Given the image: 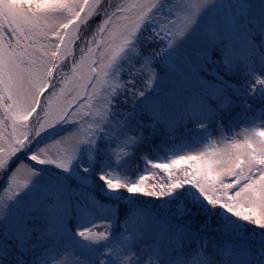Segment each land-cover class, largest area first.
<instances>
[{
	"label": "snow or ice",
	"instance_id": "obj_1",
	"mask_svg": "<svg viewBox=\"0 0 264 264\" xmlns=\"http://www.w3.org/2000/svg\"><path fill=\"white\" fill-rule=\"evenodd\" d=\"M237 101L264 120V0H0V264H264V124L152 164L163 182L118 171Z\"/></svg>",
	"mask_w": 264,
	"mask_h": 264
},
{
	"label": "trees",
	"instance_id": "obj_2",
	"mask_svg": "<svg viewBox=\"0 0 264 264\" xmlns=\"http://www.w3.org/2000/svg\"><path fill=\"white\" fill-rule=\"evenodd\" d=\"M91 23L87 26H82L81 29V40L89 39L95 33L99 20L102 17L90 18ZM77 55V54H76ZM259 65H257L258 67ZM239 80L243 81V75L238 77ZM256 113H258V106L255 109ZM254 115V112L245 111L242 104L237 101L236 105L233 107L231 114L224 115L222 122H212L208 126H214L218 123L223 124L225 128L228 130L230 124L234 121L238 122H246L251 116ZM199 129H196L195 125L189 124L187 128L180 127L176 132L171 133L170 135H165L163 130H158L156 137L150 142L141 145L136 152L131 156L121 155L119 157L121 163L118 171L120 172L122 178L127 179H138L140 175H145L148 177L146 179L145 184L151 185L152 183L163 182L167 180V174L161 170L152 167V164L155 163H167L171 158H174L175 155H185V153L193 147V145L199 140L200 135L198 134ZM147 135V133H145ZM187 145L182 151L178 150L179 146ZM116 151L123 153L124 149L120 146L116 147ZM41 167V166H37ZM171 170V169H170ZM4 187V188H3ZM8 185L6 182L0 185V191L7 188ZM97 195L99 196V182L97 184ZM144 200L145 204L149 208L153 207L152 198L141 197ZM106 202V201H104ZM167 211V210H165ZM105 217L103 214H97L95 217V223L97 227L94 230L101 231L104 230L102 226V222ZM244 227L247 233H251V230L248 226ZM219 241V238H215ZM188 252V253H187ZM185 253L188 256L191 255V249L185 247Z\"/></svg>",
	"mask_w": 264,
	"mask_h": 264
},
{
	"label": "rangeland",
	"instance_id": "obj_3",
	"mask_svg": "<svg viewBox=\"0 0 264 264\" xmlns=\"http://www.w3.org/2000/svg\"><path fill=\"white\" fill-rule=\"evenodd\" d=\"M119 0H112L113 6L118 3ZM253 4H258L259 0H250ZM83 42V41H82ZM77 56H79V49L77 48L76 51ZM71 68V62L69 61L68 66L62 69L64 72L70 71ZM258 114V113H257ZM264 124V120L256 119L255 116H251L247 121L244 122H238L234 121L230 124L229 129L227 130L223 124H216L214 126H208L207 130H198V134L200 135L199 140L193 145L192 148H190L185 155H193L198 154L201 151H209L212 148L221 147L223 143L225 142L226 138H235V139H243L244 135L248 130H250L254 126H260ZM67 130L60 133L59 128L50 130L49 134L46 135H52L53 133L57 134L55 138L56 140H60L61 137H68L69 132L73 131H80L81 134L83 132L82 129L74 130L70 125L64 126ZM10 131V128L8 129ZM59 134V135H58ZM45 144H52V148L50 149V152L52 155H55L57 152H68L71 149V144L66 140L63 143L59 144H53L52 140H45L40 147H44ZM30 164L32 162H29ZM27 177L26 171H21L17 177L15 178L18 181H23ZM2 179H0V185L4 183ZM4 188V187H3ZM8 193L3 189L0 191V197H6ZM97 231V230H95ZM104 231V230H101ZM223 242V241H219ZM185 258H188V255L185 254ZM62 264H72V258L69 255H62L60 257Z\"/></svg>",
	"mask_w": 264,
	"mask_h": 264
}]
</instances>
